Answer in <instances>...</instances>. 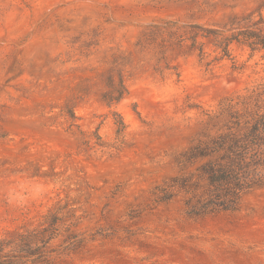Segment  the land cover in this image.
Masks as SVG:
<instances>
[{
	"label": "rangeland",
	"instance_id": "rangeland-1",
	"mask_svg": "<svg viewBox=\"0 0 264 264\" xmlns=\"http://www.w3.org/2000/svg\"><path fill=\"white\" fill-rule=\"evenodd\" d=\"M260 13L264 0H0V236L61 201L85 242L56 264H264V179L223 209L175 162L223 100L264 111V50L233 42L222 57L201 38L202 58L153 34L165 21L231 34ZM115 57L129 93L108 107Z\"/></svg>",
	"mask_w": 264,
	"mask_h": 264
},
{
	"label": "trees",
	"instance_id": "trees-1",
	"mask_svg": "<svg viewBox=\"0 0 264 264\" xmlns=\"http://www.w3.org/2000/svg\"><path fill=\"white\" fill-rule=\"evenodd\" d=\"M251 16L243 19L245 25L238 22L231 34L198 23L179 24L178 21L153 25V34L161 39V48L181 47L190 41V47L198 50L202 58L207 57V52L201 38H214L213 45L220 49L222 57L231 55L233 42L245 44L253 51L264 50V16L260 13L258 20L250 22ZM122 66L123 58L115 57L106 71L108 84L100 98L108 107L118 104L129 93ZM89 91L90 88L84 87L79 92L84 96ZM74 107L69 104L63 109L67 112L69 129L77 126ZM112 114L118 131L124 130L126 124L122 115L117 111ZM205 115L207 118L201 122L204 129L201 137L184 152L176 154L175 162L181 172H187V184L205 182L214 187L211 201H216L212 203L231 209L245 190L254 188L264 179L261 175L264 172V111L238 108V103L231 98L223 100L216 110L207 111ZM70 205L59 201L37 225L0 236V264H56L61 254L82 248L85 238L78 231L81 217ZM60 239V244H54Z\"/></svg>",
	"mask_w": 264,
	"mask_h": 264
}]
</instances>
